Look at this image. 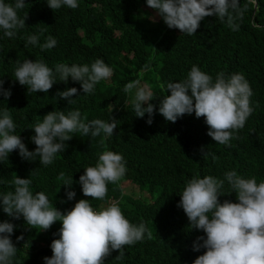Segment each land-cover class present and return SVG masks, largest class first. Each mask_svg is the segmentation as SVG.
<instances>
[{"label":"trees","instance_id":"1","mask_svg":"<svg viewBox=\"0 0 264 264\" xmlns=\"http://www.w3.org/2000/svg\"><path fill=\"white\" fill-rule=\"evenodd\" d=\"M5 2L14 4L15 0ZM77 2L76 9L63 6L53 11L47 0H25V7L17 10L20 18L27 17L25 27L18 29L13 38L6 37L0 29V80L4 81L3 88L12 93L7 100L0 95V113L9 109L16 125L14 134L20 135L30 152L37 147L31 139L35 135L31 128L53 111L79 110L85 123L94 119L111 122L114 118L117 128L114 135L106 138L103 133L95 138L80 132L70 134L73 139L46 167L38 157L35 161L25 160L18 149L14 150L0 162V194L14 190L11 181L15 176L30 178L33 194L44 192L50 204L61 212L70 211L75 202L86 199L96 210L114 204L131 224L145 223L152 238L145 236L134 245L124 246L122 259H116L119 252L113 251L104 264H194L206 251L193 249L197 238L205 233L191 229L183 209L177 207L187 182L196 176L224 180L221 203L238 202L225 179L227 172L264 182V0L248 4L243 20L238 21V31L212 16L201 21L191 36L168 28L162 18L152 22L151 14L158 15L146 0ZM240 2L244 4L246 0ZM30 35L39 36L38 43L25 47ZM49 35L56 39V46L41 50L40 45ZM26 59L42 60L54 72L60 63L90 66L102 59L113 74L98 83L91 94H85L81 84L71 78L61 82L58 75L48 93L28 94L26 86L14 81L17 60L23 63ZM145 64L150 68L142 72ZM194 65L212 76L213 81L221 72L226 77L243 74L251 87L254 110L245 126L233 132L229 145L212 140L207 135L205 118L197 119L194 113L185 114L175 123L159 114L161 98L171 95L167 93V83L182 82ZM135 80L152 93L150 103L156 107L152 117L147 113L143 118L136 117L132 96L123 91L125 84ZM162 84L165 88H161ZM69 88L78 89L72 105L57 97L58 92ZM149 118L153 120L151 125L147 123ZM202 149L209 155L204 157ZM104 151L123 156L127 171L122 179L139 192L126 191L128 185L123 186L120 180L107 185L102 201L83 195L79 178L87 167L96 165ZM61 172L73 178V200L67 199L69 189L57 179ZM5 221L15 226L11 239L18 251L13 264H45L44 258L53 255L50 245L59 239V221L45 231L30 229L23 217H9L0 207V223ZM20 236L24 240L17 242Z\"/></svg>","mask_w":264,"mask_h":264},{"label":"clouds","instance_id":"2","mask_svg":"<svg viewBox=\"0 0 264 264\" xmlns=\"http://www.w3.org/2000/svg\"><path fill=\"white\" fill-rule=\"evenodd\" d=\"M147 6L161 17L170 29H178L184 35L196 34L201 21L206 17L215 16L226 23L233 31H238L248 4L255 0H146ZM53 11L66 6L71 9L78 7L77 0H47ZM25 0H15L14 4L0 0V29L8 38H13L18 29L25 27L26 18H20L17 10L25 7ZM27 45H36L39 36L26 37ZM57 41L51 35L41 50L53 49ZM14 70V81L26 86L30 93H48L56 83L55 76L61 82H79L85 94H91L95 86L102 80L109 79L113 71L102 60L97 59L90 66L85 64L72 65L57 64L55 72L42 60L26 59L23 63L17 60ZM150 65L145 64L144 70ZM4 81L0 80V95L5 100L12 95L10 90L3 88ZM165 88V85H161ZM135 91L132 105L136 117L143 118L147 113L152 117L156 107L152 101V93L147 86H140L135 80L124 85L123 91L131 94ZM167 93L161 98L159 114L166 121L175 123L185 114H195L196 118H205L209 128L207 135L217 144L229 145L233 132L245 126L247 118L252 114L250 97L253 95L251 87L243 74L234 73L226 77L223 72L218 73L215 81L212 76L193 66L182 82L166 85ZM190 93V94H189ZM78 95L77 88H69L58 92L59 99L67 100L72 105V97ZM147 104V107L144 105ZM86 119V118H85ZM151 125L153 120L148 119ZM117 128L116 120L111 122L94 119L85 123L81 119L79 110L53 111L46 114L41 121H37L31 128L35 135L31 138L37 146L30 152L22 142L20 135H16V125L9 109L0 113V162L8 159L14 150L25 160L35 161L39 158L42 166L53 163L56 155L64 151L66 142L72 140L70 134L80 132L95 138L102 133L105 138L114 135ZM204 157L209 155L201 150ZM213 159H216L215 155ZM36 171V170H35ZM33 171L31 175L35 172ZM126 166L122 155L112 151H104L99 155L95 166L87 167L78 183L83 195L92 200H104L107 195V185L116 184L126 174ZM63 181L67 199L73 200L76 193L71 190L74 183L72 177H66L61 172L57 177ZM237 203L225 200L220 202V189L224 180L212 176L191 178L177 204L186 214L189 227L205 233L197 238L193 246L194 251L206 249L203 255L195 259L194 264H264V182L257 183L253 178H244L235 171L225 174ZM30 178L22 179L15 176L11 181L13 191L0 194V207L3 212L14 219H23L30 229L39 228L43 231L60 222L61 229L56 234L50 247L53 255L45 257V264H104V260L113 251H118L116 259L124 257V246L134 245L147 236L152 238V232L145 223L133 225L125 218L121 209L116 205L96 210L89 200L81 199L66 213L61 212L50 204L44 192L33 194L30 190ZM91 200V201H92ZM14 225L7 221L0 223V264H13L18 248L11 239ZM24 237L17 238V242ZM27 244H25L26 246Z\"/></svg>","mask_w":264,"mask_h":264},{"label":"rangeland","instance_id":"3","mask_svg":"<svg viewBox=\"0 0 264 264\" xmlns=\"http://www.w3.org/2000/svg\"><path fill=\"white\" fill-rule=\"evenodd\" d=\"M151 18L152 19H150V20L152 22H159L161 20V17L155 16L153 14H151ZM140 86L143 87L145 85H140ZM147 90H148V88H147ZM135 91H136V89H134L133 92L131 93V96H132L131 99L132 100L134 99ZM121 183H122L123 186L130 184L127 180H123V179H121ZM126 191H128V192H139V189H135V187H132V186L128 185V186H126ZM76 203L77 202L74 203V205L71 207V209L75 206Z\"/></svg>","mask_w":264,"mask_h":264},{"label":"water","instance_id":"4","mask_svg":"<svg viewBox=\"0 0 264 264\" xmlns=\"http://www.w3.org/2000/svg\"><path fill=\"white\" fill-rule=\"evenodd\" d=\"M256 8H257V6H256Z\"/></svg>","mask_w":264,"mask_h":264}]
</instances>
